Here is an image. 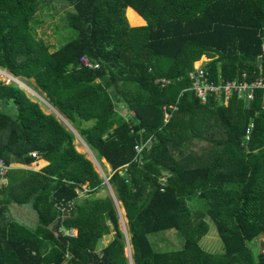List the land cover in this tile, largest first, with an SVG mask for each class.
<instances>
[{"label": "trees", "instance_id": "16d2710c", "mask_svg": "<svg viewBox=\"0 0 264 264\" xmlns=\"http://www.w3.org/2000/svg\"><path fill=\"white\" fill-rule=\"evenodd\" d=\"M42 10L64 11L74 37L47 44L36 33ZM263 29L264 0H0V70L34 82L104 170L108 164L114 193L97 196L104 179L54 113L0 80V158L11 168L0 189V264H264V252L250 246L264 238L262 91L250 104L236 96L201 103L188 79L202 56L215 83L264 75ZM158 78L172 83L160 88ZM148 139L140 164L134 146ZM38 160L47 164L33 170ZM124 164L130 184L110 173ZM11 204L34 211L33 226L8 218ZM206 218L219 253L200 246ZM169 230L181 249L155 251L148 236Z\"/></svg>", "mask_w": 264, "mask_h": 264}, {"label": "rangeland", "instance_id": "374dc122", "mask_svg": "<svg viewBox=\"0 0 264 264\" xmlns=\"http://www.w3.org/2000/svg\"><path fill=\"white\" fill-rule=\"evenodd\" d=\"M63 13L64 11H60L57 14H54L52 17H50L49 16L50 13L47 10H42L39 11L38 14H36L35 16L36 33L47 44H50L52 48L58 47L64 41V36H67V38L65 39L67 40L68 36L72 38L75 35V32L69 27L67 28V32H65L64 30L65 24L60 19ZM129 15L131 19L138 21V17L135 15L134 12L130 11ZM208 60H209L208 58L202 56L200 57V59L194 62L193 67H197L202 63L205 65V63H207ZM0 80L5 83H13L17 85L20 89H22L25 92V94L30 99L37 102L45 113H54L56 117L67 127V129L73 132L75 137L74 144L77 151L84 153L86 157L89 160H91L96 171L104 179V176L106 175V173H108V169L106 168V170H104L103 167L99 164V162L96 161L92 152L83 142L82 138L67 123V121L64 118H62L57 113V111L47 102V99H45V97L42 94H40L39 90L35 88L34 82L32 80L13 77L4 70H0ZM214 101H218L225 104V101L222 99H215ZM122 108L123 106H120L118 110H121ZM38 166L39 163H36V167ZM97 196H110L111 198H114V193L109 184H104L103 190H101ZM189 206L193 210H198L200 208V206L196 203H189ZM115 207L119 216V226L125 237L124 240L126 245H125L124 253L126 257L129 260H131L132 251L128 243L127 227H126V220L124 217V213L118 203L115 204ZM7 216L10 219L17 220V222L25 225L26 227L33 226L35 222L34 211H32L28 206H24V205L17 206L16 204H11ZM206 221L209 223V231L207 235L200 240V246L208 252L219 253L222 250V243L216 233L213 223L207 218ZM113 235L114 232H111L109 235L105 236L103 240H101V242L99 243L100 245L99 247H103L110 240H112ZM148 238L151 241L154 250L158 252L179 250L181 249L183 244V239L179 237V235L175 230L154 233L149 235ZM260 239L261 238H259V240L256 242V245L252 246L250 244V246L253 248L255 255H257L258 253H262L263 243H262V239L261 241Z\"/></svg>", "mask_w": 264, "mask_h": 264}, {"label": "built area", "instance_id": "2783aa9c", "mask_svg": "<svg viewBox=\"0 0 264 264\" xmlns=\"http://www.w3.org/2000/svg\"><path fill=\"white\" fill-rule=\"evenodd\" d=\"M260 38L262 40L261 45V52L264 53V29L260 34ZM80 63L84 66L89 68H97L98 65L91 64L85 57L80 59ZM188 79L191 82L190 90L194 92L195 96L200 100L201 103H206L209 97H213L214 99H222L225 101V104L228 102L233 96H236L239 99H243L244 102L250 104L254 98L255 90H261L263 101L261 104V109L264 112V75L259 74L258 76L254 77L251 80H248V76L246 73H242L239 78L225 81L218 77L217 82H213L210 78L208 71L204 69V64H200L197 67H193V70L188 73ZM156 83L159 85L160 88H164L168 86L172 81L167 78H158L156 79ZM176 109V107L174 108ZM169 114L165 113L164 115V122H167L169 119ZM253 128V123L250 122L245 131V141L249 140V136L251 130ZM152 143L151 139H148L145 143L139 144L134 146V150L136 152L137 161L141 164L139 154L144 150L146 147ZM33 158H38L36 153H32ZM10 166H8L1 158H0V189L6 186V178L8 172L10 170ZM129 164H124L119 167L116 171H111L110 173L113 174L117 172V174L124 179L125 184H130V173H129ZM107 178L104 176V183L108 184ZM165 182V178L160 179V184L163 185ZM86 186H82V191L80 195H85L87 193ZM72 203H68L67 207H71ZM62 210H65L64 206H61ZM66 207V208H67ZM70 234L72 236L76 235L75 231H71ZM263 249L262 253L264 252V240H262Z\"/></svg>", "mask_w": 264, "mask_h": 264}, {"label": "crops", "instance_id": "0c3cea01", "mask_svg": "<svg viewBox=\"0 0 264 264\" xmlns=\"http://www.w3.org/2000/svg\"><path fill=\"white\" fill-rule=\"evenodd\" d=\"M37 163H39V166L36 167V165H34V167L32 168L33 170H39L40 168L44 167V166L47 164V163H46L45 161H43V160H38ZM104 164H105L106 168L109 170V166H108V164H106L105 162H104ZM259 238H261L262 240H264L263 237H259ZM259 238L256 239V240H253L252 243H251V245H252V246H253V245H256V242L259 240ZM261 239H260V241H261Z\"/></svg>", "mask_w": 264, "mask_h": 264}]
</instances>
